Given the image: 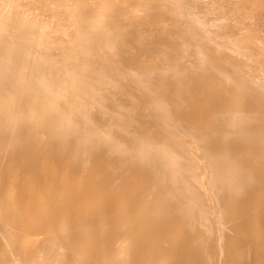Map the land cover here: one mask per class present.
Wrapping results in <instances>:
<instances>
[{
    "label": "bare ground",
    "instance_id": "obj_1",
    "mask_svg": "<svg viewBox=\"0 0 264 264\" xmlns=\"http://www.w3.org/2000/svg\"><path fill=\"white\" fill-rule=\"evenodd\" d=\"M0 264H264V0H0Z\"/></svg>",
    "mask_w": 264,
    "mask_h": 264
}]
</instances>
